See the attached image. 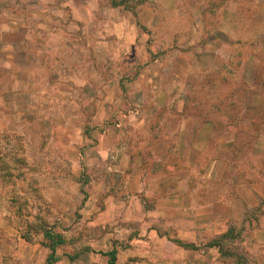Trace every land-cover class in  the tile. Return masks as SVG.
I'll return each instance as SVG.
<instances>
[{"label": "rangeland", "instance_id": "1", "mask_svg": "<svg viewBox=\"0 0 264 264\" xmlns=\"http://www.w3.org/2000/svg\"><path fill=\"white\" fill-rule=\"evenodd\" d=\"M49 1L47 20L15 11L33 15L28 33L2 32L0 10V264L48 261L54 246L51 264H118L128 174L150 161L151 135L180 114L201 115L203 134L237 126L232 164L254 144L244 117L264 135V0ZM235 204L245 217L207 245L264 264V198Z\"/></svg>", "mask_w": 264, "mask_h": 264}, {"label": "crops", "instance_id": "2", "mask_svg": "<svg viewBox=\"0 0 264 264\" xmlns=\"http://www.w3.org/2000/svg\"><path fill=\"white\" fill-rule=\"evenodd\" d=\"M32 1L36 6H29ZM5 2L0 10L11 12L2 23V32L30 31L26 27L31 25L28 19L33 15L23 12L20 16L15 11H43L40 18L47 20V11L53 8L49 0ZM56 2L59 11L60 6L70 5L69 1ZM181 106L184 111V103ZM176 120L178 129L151 135L156 140L150 161L133 163L128 174L133 196L119 210V214L126 212L128 226L127 247H118V264H231L221 257L218 246L207 244L227 233L233 217H245V209L235 202L253 208L264 198V164L256 159L257 150L264 152V135L254 118L242 119L254 139L252 150L233 164L231 149L243 141L244 131L229 125L225 134L215 135L214 126L209 125V132L203 134L201 126L206 120L201 115L180 114ZM152 160L157 164L154 168L149 167ZM231 170L234 173L230 178ZM135 222H139L138 227L131 224ZM178 240L197 247L185 249ZM39 259L36 264L47 263L46 258Z\"/></svg>", "mask_w": 264, "mask_h": 264}, {"label": "trees", "instance_id": "3", "mask_svg": "<svg viewBox=\"0 0 264 264\" xmlns=\"http://www.w3.org/2000/svg\"><path fill=\"white\" fill-rule=\"evenodd\" d=\"M111 1V4L114 5V6H120V5H123L124 4V0H110ZM229 234V232H228ZM228 234H224V236H228ZM59 242V241H58ZM55 251V246L52 248V255L49 257L48 261H47V264H51L52 260H53V255H54V252Z\"/></svg>", "mask_w": 264, "mask_h": 264}]
</instances>
